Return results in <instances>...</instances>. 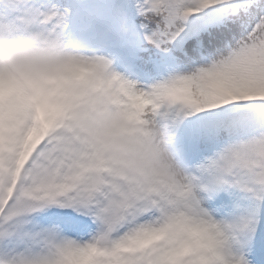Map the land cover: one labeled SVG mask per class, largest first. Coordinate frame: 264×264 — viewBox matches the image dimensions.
Returning <instances> with one entry per match:
<instances>
[{
    "label": "snow or ice",
    "instance_id": "snow-or-ice-1",
    "mask_svg": "<svg viewBox=\"0 0 264 264\" xmlns=\"http://www.w3.org/2000/svg\"><path fill=\"white\" fill-rule=\"evenodd\" d=\"M137 9L158 57L118 74L119 102L164 131L177 182L149 190L101 166L59 106L0 104V264H264V0ZM26 17L63 31L54 8Z\"/></svg>",
    "mask_w": 264,
    "mask_h": 264
},
{
    "label": "clouds",
    "instance_id": "clouds-1",
    "mask_svg": "<svg viewBox=\"0 0 264 264\" xmlns=\"http://www.w3.org/2000/svg\"><path fill=\"white\" fill-rule=\"evenodd\" d=\"M112 62L87 54L62 31L24 23L0 25V104L14 100L59 106L75 133L129 182L169 192L177 166L166 134L129 119Z\"/></svg>",
    "mask_w": 264,
    "mask_h": 264
},
{
    "label": "bare ground",
    "instance_id": "bare-ground-1",
    "mask_svg": "<svg viewBox=\"0 0 264 264\" xmlns=\"http://www.w3.org/2000/svg\"><path fill=\"white\" fill-rule=\"evenodd\" d=\"M45 3V2H43ZM139 0H125L124 4V17L125 25L129 32L133 35V39L140 43L143 51L141 55L133 53V57L126 62L118 63L117 58H112L113 70H119L124 77L136 78L145 72L149 71L153 62L157 59L158 53L155 49H151L143 43V35L140 25L143 18L138 14L137 4ZM41 7V6H39ZM67 3L66 0H53L51 9H55L60 15L64 16V26L62 35L68 42L79 43L87 54H93L97 56L105 57L108 55L104 47L111 41V38L107 35L105 27L91 25L85 31L78 30L72 24L70 18L65 16ZM87 23V22H86ZM141 64L144 67L139 68L137 65Z\"/></svg>",
    "mask_w": 264,
    "mask_h": 264
},
{
    "label": "rangeland",
    "instance_id": "rangeland-1",
    "mask_svg": "<svg viewBox=\"0 0 264 264\" xmlns=\"http://www.w3.org/2000/svg\"><path fill=\"white\" fill-rule=\"evenodd\" d=\"M28 2H30V1H28ZM122 2H123V0H122ZM46 5L49 6V4H46ZM47 8H48V7H47ZM35 9L38 11V10H39V7H37V6L35 5L34 1H33V3H28V5L26 6V9H24V10L22 11V14H23L25 11H27V10H33V11H35ZM41 12H43V11H41ZM122 14H123V10H122V12H121V10H119L117 17L115 18V21H118V22H120V23H123V21H121V19H122V17H123ZM116 23H117V22H116Z\"/></svg>",
    "mask_w": 264,
    "mask_h": 264
}]
</instances>
